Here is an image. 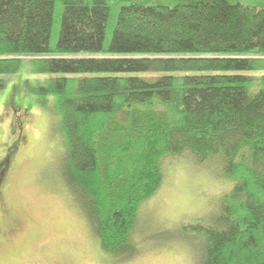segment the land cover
<instances>
[{
  "label": "trees",
  "instance_id": "16d2710c",
  "mask_svg": "<svg viewBox=\"0 0 264 264\" xmlns=\"http://www.w3.org/2000/svg\"><path fill=\"white\" fill-rule=\"evenodd\" d=\"M19 70L103 252H137L164 160L189 157L229 186L202 264H264V0H0V90Z\"/></svg>",
  "mask_w": 264,
  "mask_h": 264
},
{
  "label": "rangeland",
  "instance_id": "374dc122",
  "mask_svg": "<svg viewBox=\"0 0 264 264\" xmlns=\"http://www.w3.org/2000/svg\"><path fill=\"white\" fill-rule=\"evenodd\" d=\"M22 71L0 90V157L17 144L0 194V264H202V228L229 187L215 168L164 160L162 184L138 212L137 252L116 261L61 180L52 120L30 92L36 76Z\"/></svg>",
  "mask_w": 264,
  "mask_h": 264
},
{
  "label": "flooded vegetation",
  "instance_id": "af4514ba",
  "mask_svg": "<svg viewBox=\"0 0 264 264\" xmlns=\"http://www.w3.org/2000/svg\"><path fill=\"white\" fill-rule=\"evenodd\" d=\"M3 158H4V157H0V161H2V160H3ZM12 166H13V163H12ZM12 166H10V168H9L8 172L6 173V176H7V175H8V173L10 172V170H11ZM6 176H5L4 180H2V181L0 182V194H2V189H3L4 183H6V182H5V181H6V179H7V177H6Z\"/></svg>",
  "mask_w": 264,
  "mask_h": 264
}]
</instances>
